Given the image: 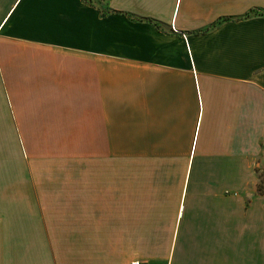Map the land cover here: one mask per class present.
<instances>
[{
	"label": "crops",
	"instance_id": "crops-1",
	"mask_svg": "<svg viewBox=\"0 0 264 264\" xmlns=\"http://www.w3.org/2000/svg\"><path fill=\"white\" fill-rule=\"evenodd\" d=\"M261 12L0 0V264H264Z\"/></svg>",
	"mask_w": 264,
	"mask_h": 264
},
{
	"label": "rangeland",
	"instance_id": "rangeland-1",
	"mask_svg": "<svg viewBox=\"0 0 264 264\" xmlns=\"http://www.w3.org/2000/svg\"><path fill=\"white\" fill-rule=\"evenodd\" d=\"M256 172L257 184L261 186V189H264V169Z\"/></svg>",
	"mask_w": 264,
	"mask_h": 264
},
{
	"label": "trees",
	"instance_id": "trees-1",
	"mask_svg": "<svg viewBox=\"0 0 264 264\" xmlns=\"http://www.w3.org/2000/svg\"><path fill=\"white\" fill-rule=\"evenodd\" d=\"M254 14H258L257 11H254V10L251 11L250 13H248L247 15H245V18H247V17H249V16H251V15H254ZM259 14L264 15V12H261V13H259ZM227 20H229V19H224L223 21H227ZM256 190H257V193H258L259 195H263V194H264V189H261V186L258 185V184H257Z\"/></svg>",
	"mask_w": 264,
	"mask_h": 264
},
{
	"label": "built area",
	"instance_id": "built-area-1",
	"mask_svg": "<svg viewBox=\"0 0 264 264\" xmlns=\"http://www.w3.org/2000/svg\"><path fill=\"white\" fill-rule=\"evenodd\" d=\"M129 264H141L139 261H132Z\"/></svg>",
	"mask_w": 264,
	"mask_h": 264
}]
</instances>
